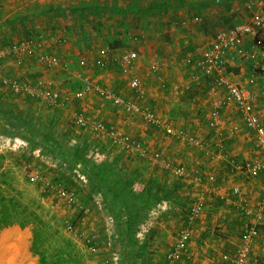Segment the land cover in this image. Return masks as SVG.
<instances>
[{"label":"crops","instance_id":"0c3cea01","mask_svg":"<svg viewBox=\"0 0 264 264\" xmlns=\"http://www.w3.org/2000/svg\"><path fill=\"white\" fill-rule=\"evenodd\" d=\"M254 1L0 0V52L3 55L4 75L32 82L38 77L47 75L44 67L35 58L25 57L23 63L19 65L16 62V55L11 52L14 45L29 35L47 37L57 34L64 37L65 43H55L46 50L68 60L74 68H78L75 71L81 70L84 74L87 73L86 69L89 65L82 67L79 63L81 59L102 60L105 69L99 68V75L113 82L118 75L117 68L124 70L115 60V56L132 51L136 54L135 71L124 70L128 73L120 75L121 80H115V85L119 87L111 88L107 84L103 85L128 99H132L129 98L132 95L136 96L132 99L134 101H137V97H141L143 93L157 111L158 109L164 111V114H160L164 120L190 131L207 142L206 148L199 149L185 140L167 135L161 129L159 131L163 134H151L152 137L160 139L161 147L165 149L169 147L168 153H171L172 157L176 156L180 163L172 161L165 153L157 149L156 151H159L162 157L173 166L183 165L187 171L184 177L176 178L171 174L173 169L159 164L168 170L161 169L153 173L156 177L154 189L158 190L156 196L160 199L158 203L164 208V213L146 234L145 237L148 239L143 242L144 247L147 248L152 242L155 251L166 253L168 249L167 253H169L183 225L181 210H187L186 206H188L189 216L190 206L194 200L203 198L205 201L204 212L193 224L194 234L189 244L190 253L179 264H209L211 260L209 257H212L209 249L204 258H201V250L195 249L194 238H198V234L202 235L201 247L211 243L213 238L220 235L229 236L230 242H235V247H238L245 225L254 221L260 230V235L253 245L252 252L255 257L264 261V229L261 226L264 222V204L260 198L259 207L257 206L256 209L254 205L257 204L255 201L258 199L259 192H262L264 196V173L246 172L235 167V162L243 165L256 158L263 159L264 156L256 147L258 151L252 152L251 140L256 146L254 132L246 125L235 102L221 103L225 91L223 88L214 87L211 78L203 74L199 61L204 51L201 53L195 51L199 45L206 50L209 41L219 30L230 28L246 20L250 13L246 7ZM196 17L200 20L196 21ZM262 37L264 38V32ZM245 47L253 53H258L257 59L260 58L261 46L248 42ZM161 57L168 62V68L158 72L152 71L151 63ZM114 61L118 63L117 68ZM230 61L228 77L252 89L255 94L253 99L255 111L264 123V100L259 97L258 81L248 84V79L256 69V58L248 54L244 58L230 57ZM22 73L25 75L22 76ZM86 75L91 79L89 74ZM256 75L257 80H260L259 74ZM135 76L141 79L140 92L136 94L131 85ZM122 84H124L123 87L120 86ZM178 86L183 89L180 90L181 93L191 94V96L186 99L183 94L181 101ZM140 101L142 102H137L143 103L144 100L140 99ZM218 116H222L221 125L209 127L212 118ZM139 119L134 117L131 121H126L127 132L133 133L134 128L141 126L145 128ZM117 123L119 124V121ZM205 155L212 158L210 164L201 158ZM221 162L231 165V170L235 172L232 177L251 176L252 183L245 186L240 184V181H231L226 187L218 185L222 183V180L218 179L217 186L214 185L211 179L215 177L218 170L223 169ZM197 178L198 181H196ZM144 185L142 188L146 191L147 185ZM235 186L241 187L242 196L235 195L233 191ZM211 194L216 195V198L225 199L224 203L226 202L227 206H223L221 201L219 204L211 197ZM241 197L248 199L253 209V221L250 218L241 221L243 219ZM189 199L191 203L187 201ZM225 209H228L229 214ZM184 226H188L187 223ZM150 238L152 240L149 241ZM204 251L206 249H203ZM213 258L214 264L232 263V260L231 262L218 260L219 256L218 258L213 256Z\"/></svg>","mask_w":264,"mask_h":264},{"label":"rangeland","instance_id":"374dc122","mask_svg":"<svg viewBox=\"0 0 264 264\" xmlns=\"http://www.w3.org/2000/svg\"><path fill=\"white\" fill-rule=\"evenodd\" d=\"M88 61L86 74L90 75L93 82L107 84L111 88L119 87L115 85V80H121L120 75L128 73L120 68L119 70L118 63L114 61L117 78L114 82L107 81L106 77L99 75V68L105 69V66L89 59ZM44 69L47 74L44 77L52 78L64 94L73 93L81 85L74 77L81 70L75 71L78 68H74L73 64L69 72ZM21 75L24 76L25 73ZM120 86L123 87L124 84ZM177 88L179 92L183 90L181 86ZM182 95L186 99L191 96L180 92L181 101ZM134 97L132 95L129 98ZM140 99L144 100L140 104L149 106L163 118L160 114H164V111H157L146 95L142 93L137 101L142 102ZM80 112L103 123L112 124L152 152L157 149L172 161L179 162L176 156L172 157L168 153L169 147H161L160 139L152 137L153 133L163 134L159 128L142 116L129 113L122 106L105 99L94 90L69 103L52 106L28 94L15 93L9 86L0 83V200H4L0 203H5L9 209L18 212L25 210L32 219L41 223V248L47 252L49 261L63 259L68 264H166L168 249L166 253L157 252L152 242L147 248L143 242L147 241L146 234L164 213V208L158 203L160 199L156 196L158 190L154 189L156 177L153 173L168 169L159 166L152 158H144L129 150L105 132L77 125L74 117ZM134 117L140 118L145 128L133 127L134 132L129 133L126 121H131ZM217 118L219 124L223 122L222 116ZM251 145L252 152L258 151L253 140ZM201 158L209 164L212 161L209 155ZM221 163L223 169L218 170L211 179L214 185L217 186L218 179L222 180L218 184L222 186L230 185L231 181H240L245 186L252 183L251 176L232 177L235 172L231 170V165ZM171 174L176 178L185 176L175 171ZM144 184L147 185L146 191L142 188ZM257 196L258 199L254 200L257 203L254 204L256 209L260 198L263 199L262 192ZM211 197L227 206L225 199L216 198L213 194ZM187 201L192 202L191 199ZM186 207L187 210L180 209L183 225L178 233L185 228L186 223L189 225L188 206ZM242 214L241 221L248 218L253 221V214L249 217L243 212ZM262 224L264 229V222ZM9 227L3 228L0 234L7 235L0 237L3 241L0 253H6L9 248L12 251L7 254L11 257L10 261L7 260L8 263L30 264L29 260L21 257L27 250L28 257L39 264V256L31 251L34 225L30 224L22 229ZM198 238H194L195 249L201 250V258L208 254L209 249L212 256L209 257V264H214L213 256H219L218 260L225 262L234 259L237 247L235 242H230L229 236L215 237L204 247H201L202 235L198 234ZM203 249L206 251L203 252Z\"/></svg>","mask_w":264,"mask_h":264},{"label":"built area","instance_id":"2783aa9c","mask_svg":"<svg viewBox=\"0 0 264 264\" xmlns=\"http://www.w3.org/2000/svg\"><path fill=\"white\" fill-rule=\"evenodd\" d=\"M250 13L248 18L244 21L238 22L230 28H224L219 30L215 36L209 41L206 50L202 49V45L196 48L197 53H202L199 65L202 68L203 74L211 78L214 87L223 88L225 96L221 103L235 102L239 107L242 117L246 125L255 134V143L257 149L264 156V123L260 115L255 111L254 97L252 89L249 86H244L239 82H235L228 77V68L231 66L230 57H246L248 54L253 58H256L254 73L248 79V84H254L258 81L260 86L259 97L264 100V38L262 33L264 32V0H255L253 4L246 7ZM199 21V17L195 18ZM66 39L60 35L52 34L50 36H33L29 35L11 49V52L16 55L17 64L21 65L25 57H33L39 64L49 70H61L69 72L71 69V63L68 60L62 59L60 56L48 52L46 49L53 44L65 43ZM252 43L257 46H261L262 49L259 52L260 58L257 59L258 53H253L248 50L245 45ZM110 52L111 49L109 48ZM2 52H0V83L9 86L15 93H25L29 96L36 97L43 100L49 105L55 106L61 103H69L72 99L80 98L90 91H96L101 94L105 99L122 106L126 111L132 114H138L147 121L154 124L157 128L163 130L167 135L179 140H185L189 144L199 148H206V141L197 137L186 129L176 127L168 121L160 117L149 106L142 105L132 99L123 97L114 92L109 87L93 82L83 72H77L74 77L81 81V85L76 88L73 93L64 94L56 85V82L52 78L39 77L32 81H24L16 77H8L4 75V67L2 63ZM136 54L132 51H126L119 56H115V60L119 62L124 70L129 72L135 71ZM98 64L103 65L101 61H95ZM82 67L88 66L87 59L80 60ZM168 62L164 58H158L151 63L150 69L154 72H158L163 68H168ZM259 71V72H258ZM259 74L260 80H257ZM160 78V77H159ZM200 79V77H199ZM132 88L135 92L140 91L141 79L135 76L131 82ZM75 123L79 126L93 127L102 132H105L109 137L116 141L123 143L129 150L139 153L144 158H152L154 161L165 168L173 169L180 175H184L187 171L186 167L173 166L171 162L166 161L159 151L152 152L147 146L140 141L132 138L127 133L116 129L115 126L106 125L102 121L92 118L83 113H76ZM211 127H216L219 124L217 117L210 121ZM235 167L246 172H263L264 173V158H256L250 160L245 164H237ZM199 179L197 178L196 181ZM235 195L242 196L240 186L233 188ZM242 210L246 217L253 214V209L249 205L247 198L241 197ZM264 204V196L262 199ZM205 210V201L203 198H198L193 201L189 210V225L181 230L175 245L168 253L167 264H179L185 256L189 254V244L194 234L193 224ZM70 228H72L70 226ZM260 235V230L256 223L248 222L242 233L241 243L235 251V257L231 264H264L257 256L253 255L252 249Z\"/></svg>","mask_w":264,"mask_h":264},{"label":"trees","instance_id":"16d2710c","mask_svg":"<svg viewBox=\"0 0 264 264\" xmlns=\"http://www.w3.org/2000/svg\"><path fill=\"white\" fill-rule=\"evenodd\" d=\"M3 202L4 200H0ZM14 213L16 215H14ZM33 224V242L31 251L39 256V264H68L66 260H57L49 261L47 257V252L41 248V236L42 231L40 228L41 223H37L34 219L31 218L29 213L18 212L16 210H11L8 208L7 204L0 203V232L3 228L8 226H16L19 228H25L27 225ZM2 233V232H1ZM6 237L7 235H0V237ZM0 245H3V241L0 239ZM27 250L24 251V254L21 256L22 259H27L30 261V264H36L35 259L28 257ZM58 256V255H57Z\"/></svg>","mask_w":264,"mask_h":264},{"label":"bare ground","instance_id":"6f19581e","mask_svg":"<svg viewBox=\"0 0 264 264\" xmlns=\"http://www.w3.org/2000/svg\"><path fill=\"white\" fill-rule=\"evenodd\" d=\"M12 251H11V249L9 248L8 250H7V252L6 253H0V262L2 263V264H10V263H8V261H10L11 260V257H9L7 254L8 253H11ZM6 254V255H5ZM12 256V255H11ZM7 257H9V259H7ZM8 260V261H7Z\"/></svg>","mask_w":264,"mask_h":264},{"label":"water","instance_id":"95a60500","mask_svg":"<svg viewBox=\"0 0 264 264\" xmlns=\"http://www.w3.org/2000/svg\"><path fill=\"white\" fill-rule=\"evenodd\" d=\"M12 227L14 228V227H16V226H12ZM8 228H10V227L8 226ZM20 229H22V228H20ZM0 234H1V232H0Z\"/></svg>","mask_w":264,"mask_h":264}]
</instances>
